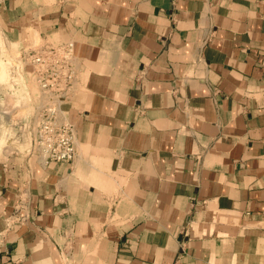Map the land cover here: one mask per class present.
I'll use <instances>...</instances> for the list:
<instances>
[{
	"label": "crops",
	"instance_id": "crops-1",
	"mask_svg": "<svg viewBox=\"0 0 264 264\" xmlns=\"http://www.w3.org/2000/svg\"><path fill=\"white\" fill-rule=\"evenodd\" d=\"M41 40L77 158L1 148L0 264H264V0H0L1 51Z\"/></svg>",
	"mask_w": 264,
	"mask_h": 264
},
{
	"label": "built area",
	"instance_id": "built-area-1",
	"mask_svg": "<svg viewBox=\"0 0 264 264\" xmlns=\"http://www.w3.org/2000/svg\"><path fill=\"white\" fill-rule=\"evenodd\" d=\"M0 60L7 68L0 80V126L7 128L10 140L29 144L41 164L74 163L76 131L64 110L76 94L79 75L74 43L41 40L7 57L0 50ZM19 91L26 104L18 113L19 106H9L8 99Z\"/></svg>",
	"mask_w": 264,
	"mask_h": 264
},
{
	"label": "rangeland",
	"instance_id": "rangeland-1",
	"mask_svg": "<svg viewBox=\"0 0 264 264\" xmlns=\"http://www.w3.org/2000/svg\"><path fill=\"white\" fill-rule=\"evenodd\" d=\"M15 49H17V46H13ZM13 49V48H12ZM3 55L4 56H10L11 54H9V51H7V50H5V49H3ZM1 62V61H0ZM1 64H2V62L0 63V68H1ZM5 69H3V68H1V72H2V70L4 71V70H7V68L6 67H4ZM1 72H0V75H2V76H0V78H2V79H5V77H6V75H7V73H6V71H5V73H4V75L3 74H1ZM1 80V79H0ZM33 92H34V95H36L35 93L37 92V89H33ZM16 97H19L20 98V101H19V99L18 98H16ZM22 97H23V94H22V91H19L18 93H15V95H13V98H9L8 99V105L9 106H14V105H16V106H19V108L17 107V109H15V110H17V112L19 113L20 111H23V110H21L22 108L21 107H23V105L24 104H26V101L24 102L23 101V99H22ZM24 102V103H23ZM28 106V105H27ZM26 111L28 110V108L26 109V108H24ZM2 128H5V127H2V126H0V129H2ZM10 135L8 134V139H7V143H6V148L7 147H11V146H13L14 144H12V141L10 140ZM16 147H20L19 145H15L13 148H16ZM28 147V146H27ZM0 150H1V147H0ZM20 150H23V148H21L20 147Z\"/></svg>",
	"mask_w": 264,
	"mask_h": 264
},
{
	"label": "bare ground",
	"instance_id": "bare-ground-1",
	"mask_svg": "<svg viewBox=\"0 0 264 264\" xmlns=\"http://www.w3.org/2000/svg\"><path fill=\"white\" fill-rule=\"evenodd\" d=\"M1 61V60H0ZM2 62V61H1ZM0 62V63H1ZM5 66L3 65V63L1 64V68H3V69H5L4 68ZM1 68H0V70H1ZM5 71L6 70H2V72H1V74H3L4 75V73H5ZM0 76H2V75H0ZM3 78V77H2ZM2 78H0L1 80H3ZM7 139H8V133H7V128L5 127V128H2V129H0V147L1 148H5L6 147V141H7Z\"/></svg>",
	"mask_w": 264,
	"mask_h": 264
}]
</instances>
